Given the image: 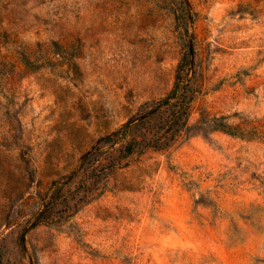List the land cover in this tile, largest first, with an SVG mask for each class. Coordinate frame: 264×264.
I'll return each instance as SVG.
<instances>
[{"label": "rangeland", "instance_id": "1", "mask_svg": "<svg viewBox=\"0 0 264 264\" xmlns=\"http://www.w3.org/2000/svg\"><path fill=\"white\" fill-rule=\"evenodd\" d=\"M0 264H264V0H0Z\"/></svg>", "mask_w": 264, "mask_h": 264}, {"label": "trees", "instance_id": "2", "mask_svg": "<svg viewBox=\"0 0 264 264\" xmlns=\"http://www.w3.org/2000/svg\"><path fill=\"white\" fill-rule=\"evenodd\" d=\"M174 90L172 91V93L170 95H168L164 100H162V105H166V106H173V105H177V109L175 110V112L173 113L171 119H170V123L171 125H175L178 124V121L182 118V115L184 114V111H186L187 108V103L180 101V98H182L183 94H184V90L183 88L179 87V81L178 78L176 77L175 83H174ZM175 99L174 104L172 105V100ZM129 127V125H126L124 128L127 129ZM229 127L226 126H221L219 129L223 130L224 132H230V130H228ZM118 135L117 132L110 134L104 138H102V142L103 143H109V144H113L116 139H113L114 137H116ZM242 135V133H241ZM131 151V150H130ZM128 151V152H130Z\"/></svg>", "mask_w": 264, "mask_h": 264}]
</instances>
